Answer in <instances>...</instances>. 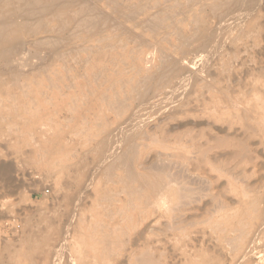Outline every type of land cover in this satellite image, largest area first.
<instances>
[{"label":"rangeland","instance_id":"obj_1","mask_svg":"<svg viewBox=\"0 0 264 264\" xmlns=\"http://www.w3.org/2000/svg\"><path fill=\"white\" fill-rule=\"evenodd\" d=\"M164 1L161 10L169 12ZM215 1L192 0L186 13L174 17V28L181 26L176 21H189L186 31L194 17L206 21L199 38L173 57L179 63L176 77L189 68L187 90L172 93L159 83L146 102L127 96L128 79L140 77L131 68L138 61L132 51L153 59L161 48L169 49L167 40L125 24L127 34L118 40L128 48L121 45L111 61L102 62L105 83L93 77L89 52L82 53L87 63L72 55L67 70L49 69V48L36 44L47 34H21L15 65L33 83L17 80L9 66L0 65V264H264V240L242 252L220 226L225 217L245 220L255 197L264 223V0L218 13L211 11ZM59 74L63 79L51 86ZM190 88L202 93L189 95ZM115 92L129 105L120 117L107 100ZM137 130L146 145L136 169L164 166L173 179L172 187L143 205L123 192L124 165L106 171L126 150L125 135ZM65 157L67 166L58 165ZM112 229L122 239L120 250L102 245Z\"/></svg>","mask_w":264,"mask_h":264},{"label":"bare ground","instance_id":"obj_2","mask_svg":"<svg viewBox=\"0 0 264 264\" xmlns=\"http://www.w3.org/2000/svg\"><path fill=\"white\" fill-rule=\"evenodd\" d=\"M165 1L169 3V6L166 7L169 12H164L161 10L163 2H160V0H0V65L5 64L6 66H9V71L11 72V74H13V77L17 78V80L21 79L22 77V80L24 79V83H33L31 82V76H29L28 74L20 75L21 73H17V70L19 69H17L15 62H17V65L19 62L16 60L18 59V56L16 57V55L20 48V45L23 44V41H21L22 43L20 42V36L21 34L26 33L30 36L35 37L45 33L47 34L46 36L40 37L39 39L36 38V44L37 46L42 48H49V53L51 57H53V62L49 66V69H53V67L57 68L60 65H65L66 68L68 65L66 64L67 59H69L72 55H78L81 61L86 62L87 60L82 58V53L89 52L90 55L88 59L91 61L90 69L93 70V72L91 71L92 74H94L93 77H95L98 81L100 80L99 82L104 81L105 83H107L108 76L107 72L104 70L102 62L105 60L111 61L113 52L116 51L121 45L123 47L122 49L126 51V49L128 48L126 47L127 44H124L123 41L121 42L122 39L118 40V37H122L123 33L127 34L124 30L126 28L125 24L128 25L130 23L134 28L138 27L139 29H143V31L146 30L142 34L149 31L152 34L153 38L161 41L162 39L167 40L166 46L168 44L169 49L165 50L161 48L156 53L153 59H150L148 55H143L141 51L140 53H138L136 49L132 51L134 60L137 57L138 61H134L135 63H133L131 68L136 70V72L140 74V77L128 79V98H132V100L138 99L145 101L149 98V96H151V98L153 96L155 97L156 92L152 93V87L154 85L156 86V84L159 85V83L160 85L161 83L167 84V87L169 88L168 92L178 93L180 89H182V91L187 90V86H189L188 83L191 80L190 74L188 73L189 68L180 69V76L176 77L177 74H175V71L179 63L174 60L173 57L175 55L184 53L185 48L189 46V43L192 40L199 38V35L201 34V27L205 24L206 21L203 15H198L191 20L190 31H186L187 26H189V21H176V24H181V26L174 28L175 22L173 21L174 19L177 20V18H174L175 14L177 15L178 12L182 14L186 13V5H189V2H192V0ZM248 2L249 0H216L211 4V11L214 13H218L222 9L230 11L233 6H244L245 3ZM229 11L227 12V14L229 13ZM232 14L230 16L235 17ZM234 14H237V11L236 13L234 12ZM223 18L225 19V17ZM223 20L221 23L222 25H224L225 23H223ZM236 20L239 21L241 19ZM243 20H245V18ZM243 20L241 21L243 22ZM228 23L230 25V23L232 22ZM221 24L219 23V25ZM236 25L237 26L235 27V29L241 26L240 24ZM228 27L224 29H228ZM221 29L222 28L220 26V30ZM221 32H223V30ZM163 34L166 35L164 37H161V35ZM218 34L221 33L218 32ZM173 35L175 36V38H173ZM137 41L142 42V39H138ZM23 46H25V44ZM24 48L25 47H23V49ZM28 51L30 50L27 49V53L29 54L30 52ZM39 52L41 51L39 50L38 53ZM34 53L33 54L36 57L38 54L36 51H34ZM211 53L213 54V52ZM28 54L27 57H29L30 55ZM46 54L47 53H45L44 56ZM206 55L208 54L206 53ZM182 60L183 62L185 61V59ZM149 63H151V66L147 67L146 65H149ZM24 64L25 63L20 62V66ZM206 65L204 69L206 68ZM20 66L18 67L20 68ZM203 66L204 64L202 65V67ZM222 66H224V68H227L228 64L226 63ZM202 67L200 69H203ZM67 69L68 68H66V70ZM204 69L203 71H205ZM1 75L2 74L0 72V88L3 87L4 82V78ZM63 76V74H59L54 79L51 78V86L55 85L56 81H61L63 79ZM177 88L180 89L178 90ZM209 88L210 83L207 81L205 90ZM188 91L189 95H199L200 93H202V91H193L191 90V88ZM107 100L109 101L110 108L115 112L117 117H120L129 108L127 100L120 94V92H115L114 96L111 94L108 95ZM166 100L169 101V99ZM158 103H154V105H157ZM141 105L144 104L142 103L138 106L140 107ZM138 106L137 108H139ZM130 118L131 117H129V119L127 118V121L130 120ZM127 121H124L125 126ZM9 126L10 128H15L16 122H10ZM16 128L20 129L19 127ZM102 129H100V131H102ZM98 130L99 128L97 129V131ZM140 133H143V131L137 130L134 134L129 135L128 137H126L127 135H125V138H127L126 150L122 155L117 156L115 162H111L112 164L107 167L106 171L110 173L116 165H124L127 168L128 173L125 180H123V192L128 193L132 201L135 200L137 204L143 205L151 203L154 200L155 196L163 188L167 186L172 187L173 179L170 177V175H168L169 173L165 170L164 166L161 168L157 167V170H155V172L140 173L136 169L135 165L140 159V152L143 148V145H146V140L139 141L136 138V136ZM30 134L31 136H33L32 132ZM121 135L122 131L120 137ZM116 151H119V149H117ZM111 156L114 155L112 154ZM67 158L68 157H65V159H63V162H61L62 160L59 159L60 162L58 163V165L66 167ZM100 166H103V164H100ZM133 203L135 204V202ZM259 210V199L256 197L252 198L248 201V205L245 209V211L249 213V216L245 220L241 221L236 217H225L223 219V222L220 224L223 236L228 238L236 247L243 248L242 252L252 251L259 248L262 241L264 240V223L260 222V219H262V216L260 214L262 212ZM109 229H107V232H109ZM98 230L101 231L100 227L98 228ZM102 245L105 249L120 250L123 245L119 232L116 229L110 230L109 235L102 240Z\"/></svg>","mask_w":264,"mask_h":264}]
</instances>
